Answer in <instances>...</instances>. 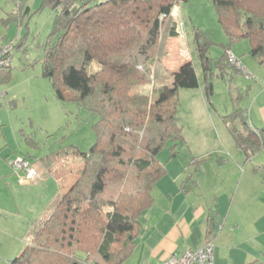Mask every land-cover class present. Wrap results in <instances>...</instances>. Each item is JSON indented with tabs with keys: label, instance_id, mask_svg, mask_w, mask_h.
<instances>
[{
	"label": "trees",
	"instance_id": "trees-1",
	"mask_svg": "<svg viewBox=\"0 0 264 264\" xmlns=\"http://www.w3.org/2000/svg\"><path fill=\"white\" fill-rule=\"evenodd\" d=\"M176 2L41 0V6L49 5L55 12L41 54L42 76L49 80L56 100L73 101L96 116L91 125L95 141L86 151L64 149L74 163L58 178V194L27 233L22 251L8 264L78 260L122 264L131 252L143 213L154 199L152 188L166 172L157 154L168 147L169 158L175 157L184 144L177 117L178 89L198 86L193 65L187 61L169 85L166 78H157L162 76L158 71L152 72V83L157 85L152 93L132 91L148 83L151 66L152 70L160 67L166 38L180 33L171 15ZM211 3L228 41L246 38L251 56L263 62L264 0ZM198 40L196 35L197 55L207 77L212 65L210 43ZM10 51L0 67V81L10 72ZM225 52L217 59L219 69L228 66L237 71ZM205 91L206 95L212 92L207 78ZM240 112L234 109V115ZM227 126L246 158L264 150V130L250 128L245 118L239 125ZM45 157L50 158L40 159ZM212 220L213 216L208 218V234ZM249 264L264 261L256 258Z\"/></svg>",
	"mask_w": 264,
	"mask_h": 264
},
{
	"label": "rangeland",
	"instance_id": "rangeland-1",
	"mask_svg": "<svg viewBox=\"0 0 264 264\" xmlns=\"http://www.w3.org/2000/svg\"><path fill=\"white\" fill-rule=\"evenodd\" d=\"M172 12L179 27L181 47L187 51L186 61L193 65L198 79L197 87L178 89L177 117L187 145L183 150L179 148L177 156L172 158H177L181 164L182 158L188 152V144L197 147L206 144L207 149L216 150L227 147V151L235 154L237 149L234 145L232 147L233 141L225 125H239V121L245 118L242 106L246 104L247 99V80L240 72L227 71L222 74L217 67L218 62L213 63L224 52L220 44L223 43L221 37H226L223 36L211 0H178L171 8ZM54 14L49 5L41 6V0H0V44H13L8 64L10 72L5 81H0V204L11 207L15 212L21 211L30 219L39 217L41 212L34 216L36 209L40 208L44 201V205H47L55 195L52 176H64L66 170L74 163L69 161L64 149L76 148L86 151L95 141L91 125L96 116L78 107L73 101L62 103L56 100L49 80L41 73V54L52 28ZM196 35L199 36V42L206 40L210 43L209 56L213 62L210 71L207 70V80L212 83V92L209 95H206L205 72L194 42ZM233 43L234 52L239 57L232 53L246 66L243 60L246 63V60L252 58L249 55V41L241 38ZM164 45H167V41ZM182 55L179 47L174 56L168 59H164L166 54L162 56L158 69L154 71L151 66L148 83L134 86L132 91L152 93V86L156 85L155 82L152 83V72L159 71L162 76L157 78H166L167 85L172 83L174 75L182 66L176 65ZM238 87L242 89V98L237 91ZM200 103L205 105L206 109L201 107ZM237 107L239 112L242 111L241 115H234V109ZM169 151L168 147L161 150L157 154L159 161L171 162ZM23 154L29 155L27 159L44 176H48L47 180L51 179L49 188L44 189L43 183L38 182L39 179L36 183L32 180L23 183L19 181L17 172L23 171L15 169L12 162ZM46 155L50 158L47 166H44L39 158ZM250 162L264 166V150L258 152ZM244 166L243 163L241 167ZM254 183L255 187H258L262 180L255 179ZM39 190L42 193L37 196ZM251 210V218L244 214L241 220L248 223L245 225L242 222L235 228L232 240L222 235L221 242L237 245L241 244V238H244V243H252L255 247L256 237L264 240V214L260 213L264 212V208L256 205L252 206ZM247 227H252L251 230L255 232L247 234L251 231ZM11 243L3 242V247ZM228 246H219V253L215 248L213 264H231L230 259L239 253V248ZM1 250L0 247V264H8V256Z\"/></svg>",
	"mask_w": 264,
	"mask_h": 264
},
{
	"label": "crops",
	"instance_id": "crops-1",
	"mask_svg": "<svg viewBox=\"0 0 264 264\" xmlns=\"http://www.w3.org/2000/svg\"><path fill=\"white\" fill-rule=\"evenodd\" d=\"M171 15L173 17V12ZM221 39L223 43L220 46L225 51L234 52V43L228 41L227 37V41L225 38L221 37ZM166 41L167 45L164 46L166 57L164 59L174 56L180 47L183 55L176 65L180 67L187 62L188 55L186 49L181 47L180 33L175 37H167ZM226 42L227 45H225ZM235 55L239 57L238 54L235 53ZM249 55L251 56L250 47ZM251 57L246 60V63L243 60L246 65L243 67L252 73L253 77L246 78L245 92L247 99L246 104L241 106L248 126L252 129L264 130V61L259 62L253 56ZM217 59L214 62H217ZM211 62H213V59ZM217 67L219 68L218 65ZM227 71L231 73L229 67L225 66L221 73L224 74ZM206 78L205 75L204 79L206 80ZM241 90V87L237 88L240 98L243 97ZM201 107L206 109L203 104H201ZM225 126L233 141L232 147L234 145L237 149L235 154L227 151V147L216 150V148L207 149L206 144H201L198 147L188 144V152L182 158L181 164L177 158L173 159L174 157L171 158V162H165V164H168L166 165V172L152 188L153 202L143 213V224L140 232L135 238V244L131 252L122 264H157L171 253L201 247L206 241L212 242L213 253L215 248L216 252L219 253V246L229 245L228 247L239 248V253L233 259H230L231 264H249L250 261L256 258L264 261V240L258 237L254 239L257 243L255 247L252 243H244V238H241V244L237 245L221 242L222 235L229 237V240L233 239L232 236L236 232L235 228L243 222L241 220L244 214H248L249 219L251 218L249 214L252 212V206L260 205L264 208V166L250 162L263 149L246 158L236 146L228 126ZM186 143L187 141L184 138V144L179 148L183 150L187 145ZM200 146L202 148H199ZM45 159L39 158L44 166L49 161L47 157ZM243 163L245 166L241 167ZM32 166L34 167L33 164ZM17 176L21 183L28 180L36 183L39 179L38 182L43 183L42 187L44 189L50 186L51 179L47 180L48 176H44L38 170L37 175L32 179L25 178L22 172H17ZM52 177H54L55 195L47 205H44L46 201H41L43 203L34 213V216H36L41 212L36 219H34L35 217L30 219L26 215L24 216L21 211L15 212L11 207L0 204V247L2 248L1 251L8 256L7 262L19 255L25 245L27 233L41 218L47 206L58 194L60 190L58 178L60 176L55 174ZM255 179L262 180L258 187H255ZM41 193L42 191L39 190L37 196ZM260 213L264 214V212ZM210 215L213 216V220L208 234V218L211 217ZM243 223L246 225L248 222ZM29 226L31 227L27 231ZM251 228L247 227L248 230H251ZM253 232L255 231L251 230L247 234ZM3 242L12 243L7 247H3ZM74 264L86 263L78 260Z\"/></svg>",
	"mask_w": 264,
	"mask_h": 264
},
{
	"label": "built area",
	"instance_id": "built-area-1",
	"mask_svg": "<svg viewBox=\"0 0 264 264\" xmlns=\"http://www.w3.org/2000/svg\"><path fill=\"white\" fill-rule=\"evenodd\" d=\"M10 49L11 43L0 44V67L8 61ZM225 54L228 63L240 71L245 78L253 77L252 73L243 67L239 59L230 50H226ZM12 165L15 169L22 170L27 179H32L37 175L36 168L22 156H17ZM157 264H213V244L211 241H206L201 247L171 253Z\"/></svg>",
	"mask_w": 264,
	"mask_h": 264
}]
</instances>
